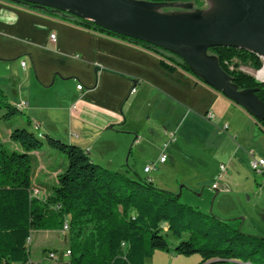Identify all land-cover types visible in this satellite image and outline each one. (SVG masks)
I'll return each mask as SVG.
<instances>
[{
	"label": "crops",
	"instance_id": "1",
	"mask_svg": "<svg viewBox=\"0 0 264 264\" xmlns=\"http://www.w3.org/2000/svg\"><path fill=\"white\" fill-rule=\"evenodd\" d=\"M65 81L75 83L71 92L60 88ZM0 88L9 103L27 102L31 125L62 135L94 163L122 170L130 160L138 175L147 164L140 169L137 161L155 157L147 179L191 204V189L198 190L204 174L220 181L219 191L238 185L237 170L250 168L248 139L254 142L256 126L264 131L242 107L151 49L11 0H0ZM74 126L92 129L89 140L73 133ZM183 155L186 165L178 171ZM263 186L261 178L258 190ZM30 258L39 263L44 254Z\"/></svg>",
	"mask_w": 264,
	"mask_h": 264
},
{
	"label": "trees",
	"instance_id": "2",
	"mask_svg": "<svg viewBox=\"0 0 264 264\" xmlns=\"http://www.w3.org/2000/svg\"><path fill=\"white\" fill-rule=\"evenodd\" d=\"M144 1L197 4L200 0ZM55 13L76 25L151 49L192 73L170 51L101 30L76 16ZM207 53L217 58L239 90L254 89L264 102V83L239 68L245 65L260 69L258 55L225 46L211 47ZM162 65L171 69L163 62ZM5 100L0 88V109H5L2 118L22 111L16 103ZM256 121L264 127V120ZM17 122L18 126L11 127L8 134L13 146L0 143V264L25 262L30 257V234L62 227L64 221L68 224V264H147L156 250L185 256L198 254L201 263L264 264V236L245 233L218 216L181 202L179 195L150 180L135 177L128 168L108 169L94 163L79 146L47 133L35 134ZM33 130L38 127L33 125ZM44 144L64 153L66 166L59 169L49 193L33 196L32 188L37 187L32 182L33 153ZM168 239L175 241L172 248Z\"/></svg>",
	"mask_w": 264,
	"mask_h": 264
},
{
	"label": "water",
	"instance_id": "3",
	"mask_svg": "<svg viewBox=\"0 0 264 264\" xmlns=\"http://www.w3.org/2000/svg\"><path fill=\"white\" fill-rule=\"evenodd\" d=\"M11 1L76 16L101 30L170 51L204 83L264 120V102L255 90H239L207 53L214 46L236 47L264 59V0H205L203 8L192 2L144 0Z\"/></svg>",
	"mask_w": 264,
	"mask_h": 264
},
{
	"label": "rangeland",
	"instance_id": "4",
	"mask_svg": "<svg viewBox=\"0 0 264 264\" xmlns=\"http://www.w3.org/2000/svg\"><path fill=\"white\" fill-rule=\"evenodd\" d=\"M196 4V3H194ZM205 0H200L196 5L204 7ZM264 61V59H263ZM239 68L251 75H254L255 70L245 65H240ZM60 88L72 91L75 87V83L65 81V85L60 83ZM59 84V85H60ZM64 86V87H62ZM59 90V88L57 87ZM8 102L6 98L5 103ZM5 111L4 108L0 109V143L4 147H12L13 144L8 140V134L10 128L13 126H18V122L23 123V126H26L33 133L37 132L43 133L42 123L39 130H33V125L29 121V115L24 109L22 111H17L12 117L5 119L2 118V113ZM81 127V125H80ZM74 126L73 133L83 134V139L89 140L90 129L87 126H84L82 130ZM90 130V131H89ZM64 132V131H63ZM50 136H53L52 133H47ZM53 138L59 139L65 143L62 135H54ZM249 142L254 147H248L246 150L253 151L256 156L264 157V131L260 129L259 125L256 126L254 131V142L252 139ZM154 153V152H153ZM33 164H32V182L38 189H41L44 194L49 193V190L52 185L56 182V175L59 169H63L66 166V157L65 154L48 147L47 145H42L40 149L33 153ZM92 158V157H91ZM157 159V158H156ZM155 160V157H150L147 159H139L137 161V166L140 169L145 164H151ZM186 156L183 155L177 161V170L182 171L186 165ZM169 163V161H168ZM132 161H125L124 168H128L130 174H134L135 170L132 169ZM170 164V163H169ZM199 164V163H198ZM188 165L192 166V162H189ZM203 169V167H202ZM231 170V169H230ZM155 169H151L150 172L144 173L140 170L138 175L135 177L147 179L148 176L153 175ZM238 175H236L233 182L238 183V185L230 187L227 192L219 191L217 189H212L211 184H221L219 180H215L213 175L204 174L203 183L198 187V190L191 189L192 194L190 195L192 203L188 202V199L179 195V200L183 203L194 206L201 211L218 216L223 220L227 221L234 226H238L241 231L249 234H255L259 236H264V186L258 190L257 184L262 178L255 174L250 168H247L246 165H243L239 168ZM204 172V170H202ZM254 177L257 178V183H254ZM259 177V178H258ZM257 195L255 192H259ZM177 195L179 193H176ZM185 195V194H184ZM197 199H201L202 204H197ZM67 232H62V227L56 226L50 229L35 230L30 234V243L28 245L29 255L33 258H39L45 252L51 250L54 251L60 261L66 262L69 260L67 256H62V252L68 248L69 241L67 238ZM169 247L172 248L175 245V241L168 239ZM147 264H205L201 263V259L198 254H191L188 256L177 255L172 251H162L156 250L152 254L151 258L147 261ZM39 264H47L45 260L39 262ZM209 264H221L218 262H210Z\"/></svg>",
	"mask_w": 264,
	"mask_h": 264
},
{
	"label": "built area",
	"instance_id": "5",
	"mask_svg": "<svg viewBox=\"0 0 264 264\" xmlns=\"http://www.w3.org/2000/svg\"><path fill=\"white\" fill-rule=\"evenodd\" d=\"M50 39L52 41H54V35L53 34H50ZM261 58V57H260ZM261 61H262V65H261V68L258 69V70H255L254 72V77L260 81V82H263L264 83V61L263 59L261 58ZM22 65H24V62L21 63ZM77 89H81L82 88V85L80 84H77L76 85ZM133 91V89H132ZM27 105V102L24 101V100H21L20 102L16 103V107H18L19 109L23 110L25 108V106ZM204 117L206 119H212L213 118V114L211 112H207ZM227 126L224 125L222 127V130L226 129ZM173 137L171 135V138H170V141H172ZM167 147V143H164L162 145V152L160 154V157H159V161L163 162L166 158V154H165V148ZM248 154V163H249V167L250 169L257 175H260L263 180H264V157L262 156H256L253 152L251 151H248L247 152ZM153 167V164H147L145 167H144V172H149ZM219 171L221 173L225 172V165L221 164L219 166ZM217 187V184H213L211 185V188L212 189H215ZM32 195L33 196H37V195H43L44 193L42 192L41 189H38L37 187H34L32 188ZM68 231V224H67V221H64L63 224H62V232L65 233ZM27 243L29 244L30 243V237L27 239ZM69 255H70V251L69 249H65L63 252H62V256H67L69 258ZM44 260L47 262V264H68V261L66 262H63V261H60L59 258L57 257L56 253L54 251H47L44 253ZM16 264H39L38 262L32 260L30 257L25 261V262H21V263H16Z\"/></svg>",
	"mask_w": 264,
	"mask_h": 264
},
{
	"label": "bare ground",
	"instance_id": "6",
	"mask_svg": "<svg viewBox=\"0 0 264 264\" xmlns=\"http://www.w3.org/2000/svg\"><path fill=\"white\" fill-rule=\"evenodd\" d=\"M263 71H264V69H263Z\"/></svg>",
	"mask_w": 264,
	"mask_h": 264
}]
</instances>
